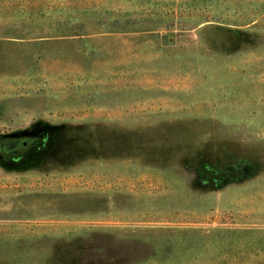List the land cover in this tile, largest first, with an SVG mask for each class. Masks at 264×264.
I'll return each instance as SVG.
<instances>
[{"label": "rangeland", "instance_id": "1", "mask_svg": "<svg viewBox=\"0 0 264 264\" xmlns=\"http://www.w3.org/2000/svg\"><path fill=\"white\" fill-rule=\"evenodd\" d=\"M0 264H264V0H0Z\"/></svg>", "mask_w": 264, "mask_h": 264}]
</instances>
